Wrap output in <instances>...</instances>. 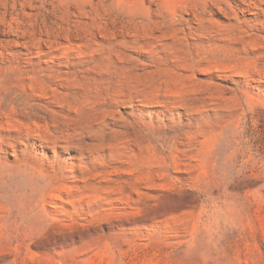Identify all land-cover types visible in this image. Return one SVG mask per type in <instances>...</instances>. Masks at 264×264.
<instances>
[{"label": "rangeland", "instance_id": "1", "mask_svg": "<svg viewBox=\"0 0 264 264\" xmlns=\"http://www.w3.org/2000/svg\"><path fill=\"white\" fill-rule=\"evenodd\" d=\"M0 264H264V0H0Z\"/></svg>", "mask_w": 264, "mask_h": 264}]
</instances>
